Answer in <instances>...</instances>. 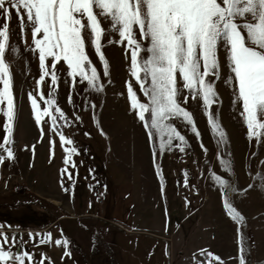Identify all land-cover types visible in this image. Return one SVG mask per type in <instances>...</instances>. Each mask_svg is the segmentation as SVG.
<instances>
[{
	"label": "rangeland",
	"instance_id": "1",
	"mask_svg": "<svg viewBox=\"0 0 264 264\" xmlns=\"http://www.w3.org/2000/svg\"><path fill=\"white\" fill-rule=\"evenodd\" d=\"M101 20L105 28L102 51L108 62L107 76L103 75V66L90 44L87 51L100 73L103 91L88 89L86 83L80 82L73 88L63 62L56 68L57 86L54 88L50 78H46L38 90L41 72L38 52L33 51L31 26L26 23L21 32L12 11L5 61L11 73L15 103L9 136L15 159L0 165V197L14 193L23 196L27 221L36 222L39 218L36 214L42 210L55 214L54 208L62 213L84 202L100 204L104 189L121 180L135 186L144 203L155 209L164 207L174 219L180 220L186 213L195 214L182 227L181 236L170 238L172 242L185 241L184 247H179L181 258H193L195 254L201 264H207V257L200 255L204 250L219 257L222 264H239L242 246L246 264H264V135L248 138L240 114L241 104L227 82L232 74L223 47L219 50L220 78L215 80L218 100L211 112L224 137L213 133L202 102L182 92L179 100L192 114L199 136L182 119L172 120L185 138L186 143L180 145L184 151L173 146L161 152L159 137L150 141L143 123L130 108L127 82L132 83L141 102H148L130 75V57L125 47L116 43L120 39L118 32L112 30L108 20L103 17ZM4 22L0 15V27ZM47 62L49 66L52 63L51 59ZM40 90L46 98L51 95L65 114V119L58 120V127L52 125L49 117H42L40 125L35 122L29 93L44 108ZM70 95L72 103L68 100ZM186 95L188 103L183 102ZM6 111L5 101L0 104V142L8 135L4 128ZM58 133L73 141L67 147L77 150L78 154L71 157L75 168L63 162L66 154ZM178 143L174 141L173 145ZM221 160L227 162V171ZM65 168L72 173L71 180L62 175ZM213 174L228 182L224 189L213 179ZM225 195L243 217L240 223L225 211ZM52 214L49 216L54 217Z\"/></svg>",
	"mask_w": 264,
	"mask_h": 264
},
{
	"label": "snow or ice",
	"instance_id": "2",
	"mask_svg": "<svg viewBox=\"0 0 264 264\" xmlns=\"http://www.w3.org/2000/svg\"><path fill=\"white\" fill-rule=\"evenodd\" d=\"M12 11L19 20L21 32L26 23L31 26L33 51L38 52L41 72L37 81L38 90L46 78H50L54 88L57 86L56 68L63 62L67 65V75L73 88L80 82L86 83L88 89L103 91L100 73L87 49L90 44L103 66V75L107 76L108 62L102 51L105 28L101 17L108 20L112 30L120 37L116 43L122 44L130 57V75L148 100L147 103L141 102L132 83L127 82L130 108L143 123L150 141L159 137L161 152L173 146L184 151L180 145L186 143L185 138L171 123L172 120L182 119L199 136L192 114L179 100L182 92L190 93L191 99L202 102L213 133L224 137L211 112L218 100L215 80L220 78L219 50L223 47L232 74L227 82L232 85L241 104L240 114L248 138L264 135V0H0V15L5 20L0 27V84L3 85L0 88V104L7 102L4 128L8 133L0 142V165L15 159L9 146L12 143L9 136L15 117V103L11 73L5 61ZM49 59L52 61L50 66ZM39 97L44 108L40 107L36 96L29 93L36 124H41L42 117H49L52 125L58 127V120L65 119L64 112L51 95L46 98L40 90ZM68 100L72 103L71 95ZM188 100L189 96H184L183 102L188 103ZM91 107L95 108V105ZM58 135L66 154L64 164L75 168L71 157L77 150L67 147L73 141L62 133ZM174 141L180 143L173 145ZM50 143L54 145V142ZM32 150L34 153L35 146ZM220 162L227 171V162ZM64 174L72 179L68 168L62 170ZM157 174H160L159 171ZM213 179L221 189L227 186L228 182L220 176L213 174ZM223 205L233 220L237 223L243 220L226 195ZM16 239L0 232V264H34L30 253L14 254L10 250ZM40 243H53L51 234H47ZM54 243L67 249L69 242L56 239ZM64 255L69 256L70 253L66 250ZM200 255L207 257V264H213V261L222 264L220 258L210 252L201 250ZM238 259L239 264H246L242 246ZM47 260L43 257L40 264H45Z\"/></svg>",
	"mask_w": 264,
	"mask_h": 264
},
{
	"label": "crops",
	"instance_id": "3",
	"mask_svg": "<svg viewBox=\"0 0 264 264\" xmlns=\"http://www.w3.org/2000/svg\"><path fill=\"white\" fill-rule=\"evenodd\" d=\"M104 190L100 204L84 202L62 213L54 208L55 214L50 213L54 217L40 209L36 222L27 221L23 196H2L0 232L15 236L10 250L30 253L34 264H40L43 257L48 258L45 264H196L197 258L180 257L179 247L185 241L170 239L181 236L182 227L195 214L174 219L164 207L155 209L144 203L135 186L121 180ZM47 234L53 243L41 244ZM56 239H66L67 249L56 246ZM66 250L69 256L64 255Z\"/></svg>",
	"mask_w": 264,
	"mask_h": 264
},
{
	"label": "trees",
	"instance_id": "4",
	"mask_svg": "<svg viewBox=\"0 0 264 264\" xmlns=\"http://www.w3.org/2000/svg\"><path fill=\"white\" fill-rule=\"evenodd\" d=\"M11 207H12V208H13V207L15 208V207H17V206L13 205V206H11Z\"/></svg>",
	"mask_w": 264,
	"mask_h": 264
}]
</instances>
